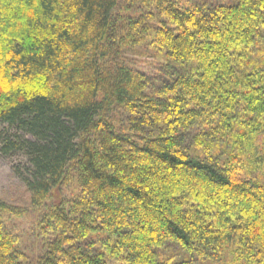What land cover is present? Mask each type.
<instances>
[{
    "label": "trees",
    "instance_id": "16d2710c",
    "mask_svg": "<svg viewBox=\"0 0 264 264\" xmlns=\"http://www.w3.org/2000/svg\"><path fill=\"white\" fill-rule=\"evenodd\" d=\"M0 154V264H264V0H0Z\"/></svg>",
    "mask_w": 264,
    "mask_h": 264
},
{
    "label": "rangeland",
    "instance_id": "374dc122",
    "mask_svg": "<svg viewBox=\"0 0 264 264\" xmlns=\"http://www.w3.org/2000/svg\"><path fill=\"white\" fill-rule=\"evenodd\" d=\"M194 2H208L210 4H218V3H229L232 0H192ZM145 66L148 67L146 63ZM22 157L13 156V157H4L0 154V199L21 207H25L28 209V212H32L30 208H28V194L26 193L20 178L15 173L14 167L20 161H22ZM23 217L21 220L24 223L21 224V233L24 234L23 243L24 247L30 248L33 243V237L30 236L29 230L31 228L32 223L29 219H27L25 223V219L28 217Z\"/></svg>",
    "mask_w": 264,
    "mask_h": 264
}]
</instances>
